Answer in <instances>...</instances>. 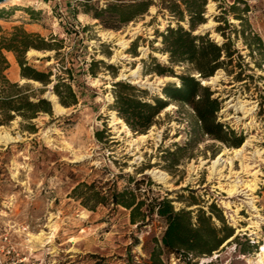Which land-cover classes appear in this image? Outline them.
<instances>
[{
	"label": "rangeland",
	"instance_id": "rangeland-1",
	"mask_svg": "<svg viewBox=\"0 0 264 264\" xmlns=\"http://www.w3.org/2000/svg\"><path fill=\"white\" fill-rule=\"evenodd\" d=\"M80 1L86 0L0 4V11L5 12L0 18L3 31L22 25L46 39L63 40L57 58L54 51L32 49L26 59L40 71H51L53 82L55 74L63 76L65 68L70 70L77 98L73 106L61 105L52 92L53 82L44 86L22 78L14 54L4 51L7 78L27 85V92L46 98L52 107V114L39 112L29 120L15 114L0 125V131L14 137L0 142V205L18 252H51L50 264H151L153 239L164 229L161 219L149 216L139 228L130 222L126 208L107 201L89 209L71 194L81 182L109 194L140 180L141 193L166 197L176 210L200 207L208 213L209 205L215 204L233 228L232 237L192 264H251L264 243V68L255 63L258 55H248L241 37L236 38L232 27L221 22L232 48L241 54V58L234 54L231 65L240 62V68L235 66L231 74L223 68L216 70L208 85L220 101L217 120L243 138L239 146H234L231 135L223 141L203 132L192 107L174 101L146 132L137 133L111 108L113 83L128 81L153 96H162L167 83L179 84L176 77L145 74V67L152 64L150 56L169 65L167 55L159 50L156 32L176 21L151 5L144 14L113 29L109 14L97 19L93 11L109 2L129 0H88V12ZM232 4L235 9L230 8ZM217 15L236 28L235 15L244 17L264 42V0H207L206 22L194 33H208L222 43L224 38L215 29ZM92 61L93 74L89 72ZM173 69L192 73L186 65ZM239 71L245 80L235 79ZM50 95L55 96L58 108ZM234 179L239 186L229 193ZM212 220L221 226L214 215ZM40 233L39 238L33 237ZM161 258L165 264H184L173 254H161Z\"/></svg>",
	"mask_w": 264,
	"mask_h": 264
},
{
	"label": "trees",
	"instance_id": "trees-1",
	"mask_svg": "<svg viewBox=\"0 0 264 264\" xmlns=\"http://www.w3.org/2000/svg\"><path fill=\"white\" fill-rule=\"evenodd\" d=\"M88 0L80 1L79 5L85 12L89 11ZM207 0H161L158 4L153 0H129L127 2H109L104 8H95L93 17L102 19L104 14H109V28L117 29V24L128 23L137 15L147 12L151 5H156L158 11L165 10L171 19L176 21L174 26L168 24L162 31H157L160 37V52L167 55L169 65H165L150 56L149 67L146 66L145 74L156 73L159 76L176 77L179 84L173 82L165 84L160 95H150L147 90L124 80L113 83V103L111 108L117 115L137 133L146 132L155 122L159 113L170 101L189 104L199 122L201 129L206 134L218 140H226L227 136L234 137V146H239L243 138L234 134L233 130L226 129L222 122L217 120V112L220 109V101L214 97V92L202 81L209 79L215 71L223 68L227 74L233 73V68L240 62L232 64L234 54L241 58L240 52L232 48L230 38L223 31L221 22L232 27L236 38L241 37L242 42L248 48V55H258L256 65L264 68V42L260 36L250 29L249 23L240 15H235L239 20V28L233 24H227V20L221 15L215 16L219 23L216 31L224 41L220 44L212 40L208 33H194L197 27L206 22L205 6ZM235 5L230 6L235 9ZM4 10L0 11V18ZM31 13V11H30ZM74 13V12H73ZM106 17V16H105ZM182 22L186 23V27ZM131 52L135 53L136 42L132 41ZM63 40H55V37L44 38L37 32L28 31L22 25L12 26L10 31H3L0 27V125L10 121L17 114L25 120L35 118L39 112L52 114L50 101L38 96L34 91L27 92V85H19L10 81L5 71L9 67L4 51L12 52L20 68L22 78L39 81L46 86L53 82L51 71H40L26 59V53L35 49L39 51H54V56L60 53ZM46 58L48 56H45ZM89 66V72L94 73L93 64ZM228 63L230 65H226ZM175 65H186L190 71L180 73L173 69ZM106 67H112L105 64ZM64 75L55 74L52 84V92L58 102L65 106H73L77 103L76 93L72 89L70 81L73 77L71 71L64 69ZM239 71L235 79L243 81ZM39 94L43 89L38 90ZM33 129V127H31ZM132 180V179H131ZM148 183L151 181L148 179ZM130 186L120 190L112 189L109 194L102 193L94 188V184L81 182L72 189V196L81 199L83 206L94 209L99 203L110 201L114 205H120L129 210V219L132 224L141 227L149 216H156L164 223V229L159 238H154V248L149 254L151 264H165L161 254L166 257L173 254L176 259L183 260L184 264H192L193 260L211 255L227 239L233 236L234 230L223 220L220 209L215 204L209 205L207 213L202 208H180L176 210L171 200L166 197H147L140 192L141 181H134ZM92 200L94 204L89 205ZM212 215L220 222L221 226L213 224ZM241 253L245 254L243 249ZM196 263V262H194Z\"/></svg>",
	"mask_w": 264,
	"mask_h": 264
},
{
	"label": "built area",
	"instance_id": "built-area-1",
	"mask_svg": "<svg viewBox=\"0 0 264 264\" xmlns=\"http://www.w3.org/2000/svg\"><path fill=\"white\" fill-rule=\"evenodd\" d=\"M0 205V264H28L27 255L18 252L11 236V226L5 220Z\"/></svg>",
	"mask_w": 264,
	"mask_h": 264
},
{
	"label": "bare ground",
	"instance_id": "bare-ground-1",
	"mask_svg": "<svg viewBox=\"0 0 264 264\" xmlns=\"http://www.w3.org/2000/svg\"><path fill=\"white\" fill-rule=\"evenodd\" d=\"M10 1H14V0H6L5 2H3V3H6V2H10ZM16 2V1H15ZM2 3V4H3ZM123 75V74H122ZM213 78V77H212ZM211 78V79H212ZM210 79V78H209ZM202 82H204V81H202ZM50 98L52 99V101H53V105H54V107L55 108H58L59 107V105H57V103H56V100H55V96L54 95H50ZM140 137H145V135H141ZM14 140V137H12V136H10L7 132H2V131H0V142L1 143H7V142H9V141H13ZM241 148H243V147H241ZM239 151H241V149H237V150H235V152H239ZM221 157L220 156H218V158H217V160H219ZM216 161H213V164L215 163ZM231 184H230V189H228V191H229V193H232V192H234V191H236V187H238L239 185H238V182H239V180H231ZM40 235H41V233L40 234H38V235H35V236H33L35 239L36 238H39L40 237ZM251 264H264V243H262L261 245H260V250H259V252H257L256 253V257H254V260L252 261V263Z\"/></svg>",
	"mask_w": 264,
	"mask_h": 264
},
{
	"label": "crops",
	"instance_id": "crops-1",
	"mask_svg": "<svg viewBox=\"0 0 264 264\" xmlns=\"http://www.w3.org/2000/svg\"><path fill=\"white\" fill-rule=\"evenodd\" d=\"M27 255L28 264H50L51 252H22Z\"/></svg>",
	"mask_w": 264,
	"mask_h": 264
},
{
	"label": "water",
	"instance_id": "water-1",
	"mask_svg": "<svg viewBox=\"0 0 264 264\" xmlns=\"http://www.w3.org/2000/svg\"><path fill=\"white\" fill-rule=\"evenodd\" d=\"M6 0H0V4H2L3 2H5ZM210 79L204 80V82H202V84H210L209 82Z\"/></svg>",
	"mask_w": 264,
	"mask_h": 264
}]
</instances>
